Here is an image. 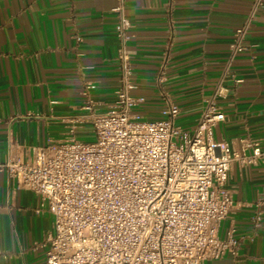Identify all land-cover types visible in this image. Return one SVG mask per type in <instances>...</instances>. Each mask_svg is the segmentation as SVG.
I'll return each mask as SVG.
<instances>
[{"label": "crops", "instance_id": "obj_1", "mask_svg": "<svg viewBox=\"0 0 264 264\" xmlns=\"http://www.w3.org/2000/svg\"><path fill=\"white\" fill-rule=\"evenodd\" d=\"M119 2L0 0V264H45L35 242L52 231V216L37 211L38 196L9 167L49 143L93 135L92 116L114 105L121 47L131 62L134 118L163 120L172 104L176 125L191 132L220 82L224 119L213 139L240 156L254 143L264 147V1L245 36L248 50L228 66L252 0H122L124 43L115 32ZM225 187L233 208L217 235L233 237L237 254L203 264H264V161H234Z\"/></svg>", "mask_w": 264, "mask_h": 264}, {"label": "built area", "instance_id": "obj_2", "mask_svg": "<svg viewBox=\"0 0 264 264\" xmlns=\"http://www.w3.org/2000/svg\"><path fill=\"white\" fill-rule=\"evenodd\" d=\"M263 1L252 0L235 29L227 66L248 50L245 36ZM119 3L115 32L124 43L129 21ZM116 60L114 105L92 116V141L52 142L34 151L30 162L9 167L17 185L38 196L37 211L52 216V231L35 242L44 247L45 264H203L235 257V239L217 235L233 208L228 171L236 160L264 161V147L254 143L250 155L240 156L213 139L224 119L217 101L227 89L220 82L191 132L176 125L179 110L172 104L163 120L134 118L131 62L123 47Z\"/></svg>", "mask_w": 264, "mask_h": 264}, {"label": "rangeland", "instance_id": "obj_3", "mask_svg": "<svg viewBox=\"0 0 264 264\" xmlns=\"http://www.w3.org/2000/svg\"><path fill=\"white\" fill-rule=\"evenodd\" d=\"M87 141H89V140H91L92 141V136L91 137H89L88 139H86Z\"/></svg>", "mask_w": 264, "mask_h": 264}]
</instances>
